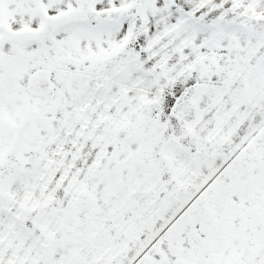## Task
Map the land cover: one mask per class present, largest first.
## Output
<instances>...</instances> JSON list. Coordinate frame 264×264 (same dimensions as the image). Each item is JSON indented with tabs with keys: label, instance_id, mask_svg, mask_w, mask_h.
<instances>
[{
	"label": "snow or ice",
	"instance_id": "obj_1",
	"mask_svg": "<svg viewBox=\"0 0 264 264\" xmlns=\"http://www.w3.org/2000/svg\"><path fill=\"white\" fill-rule=\"evenodd\" d=\"M0 264H264V0H0Z\"/></svg>",
	"mask_w": 264,
	"mask_h": 264
}]
</instances>
